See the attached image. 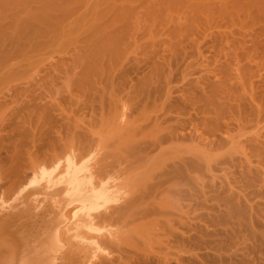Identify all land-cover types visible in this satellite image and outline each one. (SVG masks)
I'll list each match as a JSON object with an SVG mask.
<instances>
[{"label": "rangeland", "instance_id": "rangeland-1", "mask_svg": "<svg viewBox=\"0 0 264 264\" xmlns=\"http://www.w3.org/2000/svg\"><path fill=\"white\" fill-rule=\"evenodd\" d=\"M263 1L0 0V219L10 216L9 219L11 221L19 224L23 223L22 227L31 232L29 236H26V238L29 237V240L25 242V246L31 245L35 241H40L39 239L43 235V232L47 229L54 233V239H56L57 226L54 223L58 217L63 216L60 208L62 207V202L56 194L58 193L57 190L63 191L66 196L77 197L86 188L87 184L93 181L95 189L93 195L85 202H67L66 209L75 207V210L66 220L61 218L64 220V223L59 225L63 229L67 228L66 234L71 239V247L67 251L64 264H87V262L90 264H241L244 258L242 259L240 253H235L232 250L235 248H232L234 244L232 246L229 244L231 241L223 232L219 234L222 236V239L221 237L219 239L223 243L216 238L219 235L217 236L212 233L211 230L214 225L211 222L214 221L213 224L216 225L217 221L214 220L215 213L218 210L222 213L224 212L222 207L224 203L219 204V202L221 201L220 198H222L220 194L225 198L226 192L223 189L221 190V186L226 184L224 183L225 178L233 179L231 178V174L233 177L242 174L240 167L243 164H246L247 167L249 166L246 159L248 157L246 156L248 155L247 151L251 152L249 153V155H252L249 156L251 160L255 158L253 156L255 154H252L254 149H251L254 144H252L253 142L248 143L251 139L248 135L253 140V136L259 130L260 132H258L263 135L260 134V137L257 134L258 138H260L257 140H261L264 136V132H262L264 131ZM108 35L109 37H107ZM130 36L135 40L133 41ZM58 39L59 41H56ZM97 43L99 46L96 45ZM95 45L96 47L98 46L97 48L100 47L99 51H97L98 49L95 50ZM58 49L60 50L58 51ZM91 49L93 50L91 51ZM103 51H106V53ZM72 52L78 53L77 56L76 53ZM78 56L83 57H80V61L82 59L81 62L77 58ZM116 58L122 61L115 60ZM88 59L90 60L87 61ZM93 61L96 62L93 63ZM115 61L121 64L113 67L116 63ZM74 62L76 66H73L75 65ZM98 62L105 63L102 64L103 66L100 64L102 67L106 66L103 68L105 70H108V67L112 66L114 70L118 68L116 70L117 73L125 72V75L129 78L133 77L131 79H133L132 81L134 82L132 83L135 85L133 94L132 92L125 93L124 91L122 93L121 91L114 92L116 97L113 96L115 99L117 95L121 98H117L119 101H122V103L119 102V107L126 116L123 115V118L125 117L124 120L130 124L128 125L126 121H123L124 127L113 125L115 126L113 128L110 125L111 127H108V130H103L106 141L112 142V144L105 142V144H102L105 146L101 145L102 148L99 147L101 151L104 148L102 151L105 152L104 154H106V151L108 154H116L118 150L120 152L118 151L116 155L122 154L123 148L127 144L126 138L132 139L130 141L126 139L128 143L132 144L136 138V142H142L146 138V140L150 139L151 135H155V133H166L167 130H172V132L174 131L178 134L177 138H173L175 140H172L171 143H168V140L163 142L164 145H162L164 147L170 145L165 148L163 147L160 154L158 153L159 155H152L153 157L145 161L146 164L143 162L145 166L143 165L144 167H142V173L140 171L139 173L133 172L134 169L130 170V168L134 167L133 165L132 167L129 166V169L115 171L117 173L110 171L108 174H90V171L86 168L81 174H62L68 163L73 159L68 151L69 148L66 149V152L63 151V154L61 152L58 156L52 157L53 160L44 156L43 148L47 145L44 136H46L45 134L48 131L47 128L51 126V123H48V119L51 121L52 116L50 115L55 116L61 110V113L64 110L66 111H64V114L70 112L69 115L73 111L75 115L77 113L79 117H73V113L70 116L67 115L72 118L73 123H76V119L79 123L82 121L80 126L83 123L84 125H91L96 121V128H99L98 130L101 131L102 127L99 125V117H95L99 109L90 103L93 88L91 85L93 84L88 82L89 78L93 80L91 77L96 76V74L92 75L93 71L99 68H95L93 65L98 66ZM153 63H158V66ZM87 64H89L90 69L91 66L94 67L93 71L91 69L92 73L90 75L88 72V76H92L88 77L86 81L83 80L84 82H81L80 76L82 75V71L80 72V70H84L83 68L87 67ZM106 64L112 65L107 66ZM175 65L178 66L176 67ZM67 69L68 71L70 70L68 74ZM76 73L78 76L75 75ZM79 73L81 74L80 76ZM151 75L153 78L149 77ZM55 76L61 78L57 80ZM73 76L76 78L74 79ZM156 77L158 78V83L155 81L157 84L153 83ZM161 77L164 79H161ZM76 79L78 80L76 81ZM140 79L142 82H140ZM142 83L144 84L142 85ZM88 85L91 87V90H88L90 88ZM153 87L156 89L154 93L156 95L148 97V90ZM139 93H142L144 96L139 95ZM124 96H126L125 99ZM141 96L145 101L142 100ZM145 96L150 99H145ZM156 96L158 97L153 99ZM76 97L78 100H76ZM159 98H163L161 99L163 103H161ZM157 99L160 101V104ZM149 100L150 102L154 100V103L157 101L158 103L156 104L158 105L156 107L158 108H153L156 104L154 105L152 102L151 104L150 102L148 104L144 103H147ZM85 101L87 102L84 103ZM47 102L49 103L47 104ZM183 102H186V104L184 105ZM75 103L77 106H75ZM59 104L61 105L59 106ZM251 104L252 106L256 104L258 107L255 109L250 106ZM87 105L92 106L90 107L93 109L95 116L90 112V108ZM52 106L53 108L56 106L55 110ZM168 106L169 108H167ZM249 106L250 108H248ZM170 108L172 109L169 110ZM161 109H168L170 111L168 113H171L169 119L167 114V120L165 119L160 124L162 126L159 125L160 127L157 126V129L152 130L153 125L150 119L154 116V113H160ZM151 111L152 113H150ZM178 112L177 118L174 119ZM181 112L183 115H181ZM200 113L203 115L201 116ZM249 113L256 115L253 116ZM48 115L51 118H48ZM171 115H174V118ZM253 117H257V123ZM92 118L94 123H91ZM87 119L89 120V124ZM170 120L171 124L168 123ZM165 121L168 124H164ZM125 123L127 124L126 126ZM177 123L182 125H178ZM146 124L151 127L148 128ZM172 125L176 126L173 128ZM123 128L126 131L129 130L130 132H128L132 136L128 135V132L124 130V134L127 136L125 137L123 133L122 135ZM150 128L152 133H150L151 130L147 131ZM182 128L183 132L181 131ZM142 129L146 130L142 131ZM107 131V136L110 134L111 136H106ZM221 131L226 137L225 141H217L214 138ZM113 133H117L118 136H113ZM119 135L124 136L125 139L122 136L119 138ZM112 136L115 138L117 136V138H113L112 141ZM179 136L181 138L184 137L181 139ZM236 136L238 137L236 138ZM32 137L36 141H33ZM118 138L121 142H115ZM227 138L231 139L227 140ZM209 139L210 141H208ZM212 139L215 141L212 142ZM232 139L233 142H231ZM245 140L246 142H244ZM113 142H115L114 145ZM240 147H242L243 150L241 151L243 153L246 152L243 155L246 157L245 159L241 156L243 153H240ZM253 148H257V146ZM260 149L256 153L258 157L255 155L257 158L260 157L258 160L261 159L259 153L261 154L263 151V148L262 151ZM100 150L99 152L103 154ZM112 150L113 153H111ZM76 160L78 161V159ZM262 160L259 161L260 165L264 163ZM184 161H187L186 165L191 169H188L190 171L189 174H165V169L173 167V165L179 168L183 166L184 170ZM253 165L254 163L250 167L254 168L257 166ZM260 165L258 164V166ZM243 167L247 172V167L246 169L245 166ZM144 170L145 173H143ZM192 175L194 178H192ZM219 179L222 181V184L218 182ZM194 180L195 182H193ZM221 191L225 194L223 195ZM116 198H120L122 204L114 211L113 217L100 218L96 216V213L102 209V207L94 208L96 202L101 201L104 203L107 201L112 203ZM224 198L222 199L224 200ZM209 204H213V207ZM20 205L29 207L32 212L31 219H26L25 221L24 218L26 216L20 215V213L22 214L19 210ZM217 205L220 206V209H216ZM200 207L202 208L200 209ZM209 207L210 209L213 208L211 209L212 211H210ZM206 208L208 209L206 210ZM202 210L204 212L206 210L207 213H202ZM196 218L198 221L194 220ZM201 218L204 221L208 220L206 224H209L210 230L206 232L202 240L199 239L200 242L198 241V243L196 233H192L191 228H188L193 226V222L206 225ZM220 220H222L219 222L220 226L214 227L219 228V230L220 227L223 228L225 226L223 224L224 219L221 218ZM181 233L190 234L192 240L180 238ZM211 238L218 241L214 242L215 240ZM14 240H11V242L13 241L17 246L10 243L12 244L10 245V254L12 257L16 253L18 256L15 255L19 260L20 252L17 250L19 249V245L15 238ZM62 243L67 245L64 233L62 234ZM13 247L18 248L15 250ZM22 253L28 254V250L25 248ZM12 258L11 264H18L17 258ZM256 260L251 257L247 259L246 257L244 261L247 262L244 263L243 261V264H258V260Z\"/></svg>", "mask_w": 264, "mask_h": 264}, {"label": "bare ground", "instance_id": "bare-ground-1", "mask_svg": "<svg viewBox=\"0 0 264 264\" xmlns=\"http://www.w3.org/2000/svg\"><path fill=\"white\" fill-rule=\"evenodd\" d=\"M264 2V1H263ZM262 3V2H261ZM259 4V3H258ZM138 19V18H137ZM105 25H107V24H105ZM47 27H49V26H47ZM105 27V26H104ZM111 27V26H110ZM46 28V27H45ZM101 28V27H100ZM52 29H54V28H52ZM107 29V28H106ZM47 30V29H46ZM45 30V31H46ZM102 30V29H101ZM52 31V30H51ZM55 31V30H54ZM97 31H99V30H97ZM105 31V30H104ZM120 31V30H119ZM59 32V31H58ZM92 32V31H91ZM113 32V31H112ZM51 33V32H50ZM94 33V32H93ZM115 33V32H114ZM117 33V32H116ZM42 34V33H41ZM68 34V33H67ZM100 34H101V32H100ZM63 35V34H62ZM93 35V34H92ZM91 35V36H92ZM103 35V34H102ZM130 35V34H129ZM56 36V35H55ZM68 36V35H67ZM115 36V35H114ZM118 36V35H117ZM70 37V36H69ZM93 38H94V36H92ZM97 37V36H96ZM107 37H109V35L107 36ZM119 37V36H118ZM48 38H50V37H48ZM58 38V37H57ZM68 38V37H67ZM67 38H65V39H67ZM73 38V37H72ZM74 38H76V37H74ZM84 38V37H83ZM87 38V37H86ZM85 38V39H86ZM93 38H90V39H93ZM106 38V37H105ZM130 38H132L131 36H130ZM78 39V38H77ZM108 39V38H107ZM114 39V38H113ZM74 40V39H73ZM100 40V39H99ZM132 40H133V38H132ZM135 40V39H134ZM133 40V41H134ZM136 40H137V38H136ZM42 41V40H41ZM56 41H59V39L58 40H56ZM67 41H68V39H67ZM79 41V40H78ZM78 41H77V43H78ZM84 41V40H83ZM91 41V40H90ZM104 41V40H103ZM113 41V40H112ZM111 41V42H112ZM132 41V42H133ZM72 42V41H71ZM82 42V41H81ZM110 42V41H109ZM46 43V42H45ZM49 43V42H48ZM54 43V42H53ZM88 43V42H87ZM106 43V42H105ZM131 43V42H130ZM134 43V42H133ZM89 44V43H88ZM124 44V43H123ZM42 45V44H41ZM51 45V44H50ZM56 45V44H55ZM58 45V44H57ZM59 45H60V43H59ZM67 45H68V43H67ZM72 45V44H71ZM79 45V44H78ZM82 45V44H81ZM86 45V44H85ZM91 45V44H90ZM96 45H98L99 46V44L97 43ZM96 45H95V50L96 49H98L97 51H99V48H97L96 47ZM158 45H160V44H158ZM74 46V45H73ZM107 46H108V44H107ZM126 46V45H125ZM133 46V45H132ZM146 46V45H145ZM41 47V46H40ZM51 47V46H50ZM55 47V46H54ZM68 47V46H67ZM67 47H66V49H67ZM74 47H77V46H74ZM83 47V46H82ZM140 47V46H139ZM164 47H165V45H164ZM164 47H162V48H164ZM169 47V46H168ZM49 48V47H48ZM53 48V47H52ZM72 48V47H71ZM104 48V47H103ZM46 49V48H45ZM44 49V50H45ZM80 49V48H79ZM79 49H78V51H79ZM105 49V48H104ZM114 49V48H113ZM126 49V48H125ZM149 49H151V48H149ZM170 49V48H169ZM52 50V49H51ZM50 50V51H51ZM57 50V49H56ZM60 49H58V51H59ZM76 50V49H75ZM90 50V49H89ZM93 49H91V51H92ZM103 50V49H102ZM112 50V49H111ZM118 50V49H117ZM116 50V51H117ZM49 51V50H48ZM48 51H47V53H48ZM63 51V50H62ZM70 51V50H69ZM78 51H76V52H78ZM127 51V50H126ZM165 51V50H164ZM168 51V50H167ZM57 52V51H56ZM71 52V51H70ZM76 52H72V53H76ZM86 52V51H85ZM103 52H105L106 53V51H103ZM108 52V51H107ZM112 52V51H111ZM143 52V51H142ZM141 52V53H142ZM151 52V51H150ZM156 52V51H155ZM172 52V51H171ZM53 53V52H52ZM51 53V54H52ZM62 53V52H61ZM60 53V54H61ZM69 53V52H68ZM83 53V52H82ZM91 53V52H90ZM93 53H96V52H93ZM109 53V52H108ZM107 53V54H108ZM116 53V52H115ZM128 53V52H127ZM137 53V52H136ZM160 53V52H159ZM41 54V53H40ZM59 54V55H60ZM77 54L78 53H76V56H77ZM80 54V53H79ZM85 54V53H84ZM88 54H89V52H88ZM87 54V55H88ZM102 54V53H101ZM112 54V53H111ZM140 54V53H139ZM147 54V53H146ZM158 54V53H157ZM156 54V55H157ZM161 54V53H160ZM168 54V53H167ZM183 54V53H182ZM42 55V54H41ZM62 55V54H61ZM114 55V54H113ZM118 55H119V53H118ZM138 55V54H137ZM184 55V54H183ZM69 56V55H68ZM72 56V55H71ZM81 56H83V55H81ZM81 56H78L77 58H79V61H80V57ZM90 56H92V55H90ZM95 56H97V55H95ZM101 56V55H100ZM104 56V55H103ZM111 57H112V55H110ZM119 56H121V54L119 55ZM123 56V55H122ZM141 56V55H140ZM167 56V55H166ZM180 56V55H179ZM182 56V55H181ZM73 57H74V55H73ZM183 57V56H182ZM69 58H70V56H69ZM75 58V57H74ZM73 58V59H74ZM76 58V59H77ZM81 58H83V57H81ZM87 58V57H86ZM90 58V57H89ZM98 58V57H97ZM96 58V59H97ZM101 58V57H100ZM162 58H164V57H162ZM64 59V58H63ZM92 59V58H91ZM132 60H133V58H131ZM135 59V58H134ZM155 59V58H154ZM167 59V58H166ZM65 60V59H64ZM71 60V59H70ZM75 60V59H74ZM85 60V59H84ZM90 59H88L87 61H89ZM115 60H118L117 58L115 59ZM125 60V59H124ZM165 60V59H164ZM56 61V60H55ZM60 61V60H59ZM73 61V60H72ZM77 61V60H76ZM78 61V62H79ZM81 61H82V59H81ZM80 61V62H81ZM98 61H101V60H98ZM108 61V60H107ZM118 61H120V60H118ZM122 61V60H121ZM120 61V62H121ZM153 61V60H152ZM156 61V60H155ZM158 61H160V60H158ZM162 61V60H161ZM185 61V60H184ZM71 62V61H70ZM79 62V63H80ZM92 62V61H91ZM96 62V61H95ZM94 61H93V63H95ZM116 62V61H115ZM124 62V61H123ZM145 62V61H144ZM168 62V61H167ZM62 63V62H61ZM75 63V62H74ZM90 63V62H89ZM112 63V62H111ZM126 63V62H125ZM128 63V62H127ZM150 63H152V62H150ZM81 64V63H80ZM99 64V65H98ZM102 64H105V63H101V62H98L97 63V65L98 66H95V65H93L95 68H99V69H96L95 71H97L96 73H95V71H93V66H91V69H92V71L94 72L92 75H94V74H96V78L93 76V77H91V76H88V72H89V75H90V73H92V71H91V69H90V66H88L89 64H87L86 66L87 67H84L83 69L84 70H80V72L82 71V75L79 73V76L81 77H78V78H80V81L82 82L83 80H87L88 79V77H91V78H93V80H91L90 78H89V80H88V82L89 83H91V84H93V85H91V86H93V88H92V97H91V105L93 106V105H95L96 106V108L97 109H99L98 110V114H96V116L94 115V111H93V109L90 107V106H88V108H90V112L91 113H93V115L95 116V117H99L98 118V121H99V125L102 127V129H101V131L100 130H98L99 128H96V125H95V123H96V121H95V123H94V121H93V118L91 119V123H94V124H91V125H84V123H83V125H81L80 126V123L82 124V121H80V123H79V121H77V119L75 120L76 121V123H73V121H72V118H70L69 116L74 112H72V110H71V114L69 115V113L70 112H68V113H66V114H64V111H63V113H61L62 112V110L60 111V112H58V113H56L55 114V116L54 115H50L51 114V111H50V116H52V120L51 121H49V119H48V123L50 124L51 123V126H50V128H47V132H46V136H44L46 139V144L48 145V147H44L43 149H44V156L45 157H49L50 158V160L52 159L53 160V158L55 157V156H58L59 154H61V152H62V154H63V151L64 152H66V149H68V151L70 152V154H71V156L73 157V159L68 163V165L66 166V168L64 169V172L62 173V174H81L82 173V171L83 170H85L86 168H88L87 170H89L90 171V174H108L110 171H118V170H126L127 168L129 169V166L130 167H132L133 165H134V167L133 168H130V170H132V169H134V171L133 172H138L139 173V171L142 173V167H144L145 166V164H146V162L145 161H147L150 157H153V156H157V155H159L160 154V151H162L163 150V142L165 141V140H168V143L170 142L171 143V141L173 140V138H177V133H175L174 131L172 132V130L170 131V130H167V132L166 133H159L157 130H155V131H157L159 134H157V133H155V135H151V134H149V135H151V138L149 139L148 138V140H143L142 142H136V140H137V138H136V140H135V142H134V140H133V142L134 143H132V144H130V143H128L127 142V140L128 141H130V140H132V139H130L129 140V138H124V136L126 137L127 135L126 134H124V131L125 132H128V131H126V129L124 130V128L122 129V131L123 132H121V134L123 133L124 134V136H122V135H119V138H120V136H122L124 139H125V141H126V143H125V141H124V143L126 144V146H124V148H123V153L122 154H120V153H118V154H120V155H116L117 154V152L119 151L120 152V150H118L117 152H116V154H114L113 153V150L114 151H116L115 149H113L112 151H111V153H113V154H108L107 153V151H106V154H104L105 152H102L103 151V149H102V151L99 149V147H101L102 148V146H105V145H102L103 143L105 144V142H107L106 141V139L104 138V131L103 130H108L109 128L108 127H111V126H113V125H115V126H117V127H120V126H122V127H124V123H123V121H126V120H124V118L126 117L125 116V114H124V112H123V110H121L120 109V107H119V105H120V103L119 102H121L122 103V101H119L118 99L120 98V97H118V95H117V98L115 99V94H114V92H117V91H121V93L124 91L125 93H129V92H132V94H133V91L135 90V85H134V83H132V82H134V81H132L133 79H131V78H133V77H131V78H129L128 76H126L125 75V72H121V73H117L116 72V70L118 69H116V70H114L113 69V67L114 66H117V64H121V63H119V62H116L114 65H113V67L111 66V67H108V70H105V69H103V68H105V67H102L101 65ZM123 64V63H122ZM129 64V63H128ZM143 64V63H142ZM153 64H156V63H153ZM158 64V63H157ZM156 64V65H157ZM161 64V63H160ZM165 64V63H164ZM169 64V63H168ZM178 64V63H177ZM181 64V63H180ZM58 65V64H57ZM60 65V64H59ZM70 65V64H69ZM107 66H110V65H112V64H106ZM125 65V64H124ZM54 66V65H53ZM62 66H63V64H62ZM73 66H76V63H75V65H73ZM85 66V65H84ZM158 66V65H157ZM176 66V65H175ZM178 66V65H177ZM176 66V67H177ZM180 66V65H179ZM71 67H72V64H71ZM79 67V66H78ZM83 67V66H82ZM160 67V66H159ZM165 67V66H164ZM46 68V67H45ZM62 68H64V67H62ZM90 70H89V69ZM116 68V67H115ZM121 68V67H120ZM173 68V67H172ZM51 69V68H50ZM55 69V68H54ZM65 69V68H64ZM68 69H71V68H68ZM68 69H67V74H68V72L70 71H68ZM80 69V68H79ZM107 69V68H106ZM138 69V68H137ZM155 69V68H154ZM183 69V68H182ZM48 70V69H47ZM62 70V69H61ZM60 70V71H61ZM78 70V69H77ZM89 70V71H88ZM125 70H127V69H125ZM134 70V69H133ZM140 70V69H139ZM160 70V69H159ZM129 71H130V69H129ZM135 71V70H134ZM155 71H156V69H155ZM171 71V70H170ZM56 72V71H55ZM65 72V71H64ZM72 72H73V68H72ZM99 72V73H98ZM132 72V71H131ZM168 72V71H167ZM172 72H174V71H172ZM49 73V72H48ZM66 73V72H65ZM143 73V72H142ZM155 73V72H154ZM175 73V72H174ZM60 74V73H59ZM58 74V75H59ZM64 74V73H63ZM74 74V73H73ZM99 74V75H98ZM139 74V73H138ZM158 74V73H157ZM156 74V75H157ZM170 74V73H169ZM61 75H62V73H61ZM66 75V74H65ZM70 75V74H69ZM68 75V76H69ZM75 75H77V73L75 74ZM74 75V76H75ZM141 75V74H140ZM148 75H150V74H148ZM153 75V74H152ZM149 76L150 78L152 77L153 78V76ZM165 75V74H164ZM63 76V75H62ZM67 76V75H66ZM73 76V77H74ZM78 76V75H77ZM133 76V75H132ZM163 76V75H162ZM64 77V76H63ZM71 77H72V75H71ZM135 77V76H134ZM138 77V76H137ZM157 77H159V76H157ZM156 77V79H154V82L153 83H155V81H157V78ZM55 78L58 80V79H60L61 77H59V78H57L56 76H55ZM67 78V77H66ZM65 78V79H66ZM76 77H74V79H75ZM136 78V77H135ZM47 79H48V77H47ZM63 79V78H62ZM61 79V80H62ZM70 79V78H69ZM73 78H72V80H74ZM139 79V78H138ZM142 79V78H141ZM141 79H140V82H142L141 81ZM161 79H164V78H162L161 77ZM51 80V79H50ZM71 80V79H70ZM69 80V81H70ZM78 79H76V81H77ZM91 80V81H90ZM146 81V80H145ZM144 81V82H145ZM164 81V80H163ZM74 82V81H73ZM84 82V81H83ZM87 82V83H88ZM151 82V81H150ZM165 82H166V80H165ZM53 83H55V82H53ZM68 83V82H67ZM70 83V82H69ZM86 83V84H87ZM136 83V82H135ZM157 83H158V81H157ZM157 83H155V84H157ZM164 83V82H163ZM170 83V82H169ZM171 83H172V81H171ZM65 84V83H64ZM63 84V85H64ZM144 83H142V85H143ZM145 84H146V82H145ZM151 84V83H150ZM69 85V84H68ZM81 85H82V83H81ZM84 85V84H83ZM90 85V84H89ZM88 85V86H89ZM134 85V87H132ZM140 85V84H139ZM163 85V84H162ZM168 84L166 83V86H167ZM172 85V84H171ZM73 86V85H72ZM164 86H165V83H164ZM163 86V87H164ZM68 87V86H67ZM79 87V86H78ZM77 87V88H78ZM81 87V86H80ZM84 87V86H83ZM90 87V86H89ZM142 87V86H141ZM144 87H145V85H144ZM169 87H170V85H169ZM200 87V86H199ZM49 88V87H48ZM64 88V87H63ZM62 88V89H63ZM70 88V87H69ZM82 88V87H81ZM132 88H134V89H132ZM148 88V87H147ZM147 88H145L146 90H148ZM167 88H168V86H167ZM166 88V89H167ZM52 89H53V87H52ZM51 89V90H52ZM60 89V88H59ZM61 89V90H62ZM85 89V88H84ZM91 90V87L90 88H88V90ZM143 89V88H142ZM169 89V88H168ZM49 90V89H48ZM51 90H50V92H51ZM69 90V89H68ZM79 90H81V89H79ZM83 90V89H82ZM45 91V90H44ZM55 91V90H54ZM74 91V90H73ZM77 91V90H76ZM189 91V90H188ZM193 91V90H192ZM62 92V91H61ZM60 92V93H61ZM65 92V91H64ZM67 92V91H66ZM78 92V91H77ZM141 92V91H140ZM143 92H145V91H143ZM156 92V89L153 87V88H149V90H148V93H147V95H148V97H151V96H155L154 95V93ZM166 92H167V90H166ZM73 93V92H72ZM82 93V92H81ZM120 93V92H119ZM168 93V92H167ZM54 94V93H53ZM56 94H57V92H56ZM62 94H63V92H62ZM117 94V93H116ZM137 94V93H136ZM169 94V93H168ZM60 95V94H59ZM78 95V94H77ZM115 97H114V96ZM119 95H121V94H119ZM139 95H142V96H144L142 93H139ZM170 95V94H169ZM168 95V96H169ZM54 96H55V94H54ZM58 96V95H57ZM67 96V95H66ZM70 96V95H69ZM76 96V95H75ZM79 96V95H78ZM83 96H85V95H83ZM121 96H123V95H121ZM129 96V95H128ZM135 96V95H134ZM138 96V95H137ZM141 96V98H142V100L143 101H145L144 99H143V97ZM173 96V95H172ZM43 97V96H42ZM48 97V96H47ZM64 97V96H63ZM125 97L126 96H124V99H125ZM130 97H132V96H130ZM146 97V96H145ZM148 97H146L145 99H147ZM158 96H156V97H153V99H155V98H157ZM195 97V96H194ZM57 98V97H56ZM59 98V97H58ZM77 98V97H76ZM75 98V99H76ZM82 98V97H81ZM137 98V97H136ZM169 98V97H168ZM188 98H190V97H188ZM199 98V97H198ZM201 98V97H200ZM53 99H54V97H53ZM52 99V100H53ZM64 99V98H63ZM68 99H70V98H68ZM74 99V100H75ZM80 99V98H79ZM87 99V98H86ZM85 99V100H86ZM121 99V98H120ZM140 99V98H139ZM148 99H150V98H148ZM160 99V101H161V99H163V98H159ZM55 100V99H54ZM71 100V99H70ZM73 100V99H72ZM76 100H78V98L76 99ZM80 100H82V99H80ZM88 100V99H87ZM141 100V101H142ZM158 100V99H157ZM192 100V99H191ZM251 100V99H250ZM49 101V100H48ZM64 101V100H63ZM84 101V100H83ZM130 101V100H129ZM160 101L158 100V102H159V104H160ZM163 101H166V100H163ZM184 101H185V99H184ZM249 101V100H248ZM51 102V101H50ZM56 102H58V101H56ZM69 102V101H68ZM87 101H85L84 103H86ZM89 102V101H88ZM134 102V101H133ZM150 102V100L146 103V102H144L145 104H148ZM152 103H154V100H152L151 101ZM151 102H150V104H151ZM157 101H155V103H154V105L156 104V103H158ZM188 102H189V100H188ZM39 103H41V102H39ZM44 103V102H43ZM49 102H47V104H48ZM52 103V102H51ZM72 103H73V101H72ZM77 103V102H76ZM75 103V104H76ZM82 103V102H81ZM80 103V104H81ZM119 103V104H118ZM161 103H163L162 101H161ZM184 103V105L186 104V102H183ZM192 103V102H191ZM251 103V102H250ZM54 104V103H53ZM78 104V103H77ZM77 104L75 105V106H77ZM131 104H132V102H131ZM144 104V105H145ZM165 104V103H164ZM163 104V105H164ZM190 104V103H189ZM61 104H59V106H60ZM65 105V104H64ZM82 105H84V104H82ZM81 105V106H82ZM125 105H126V103H125ZM130 105V104H129ZM153 105V106H154ZM158 104H156L153 108H158V107H156ZM162 105V104H161ZM170 105V104H169ZM187 105H188V103H187ZM249 105V104H248ZM255 106H256V104H254ZM57 106V105H56ZM55 106V107H56ZM59 106H58V109H59ZM79 106V105H78ZM164 106H166V105H164ZM251 107H254L255 109L258 107V105L255 107V106H252V104L250 105ZM250 106L248 107V108H250ZM54 107V108H55ZM66 107V106H65ZM71 107V106H70ZM146 107V106H145ZM172 107V106H171ZM193 107V106H192ZM242 107H244V106H242ZM260 107V106H259ZM46 108V107H45ZM44 108V109H45ZM49 108V107H48ZM52 108H53V106H52ZM53 108V109H54ZM62 108V107H61ZM60 108V109H61ZM84 108V107H83ZM82 108V109H83ZM131 108V107H130ZM167 108H169V106L167 107ZM173 108V107H172ZM172 108H170L169 110H171ZM174 108H175V106H174ZM181 108V107H180ZM183 108V107H182ZM254 108H253V110H254ZM65 109V108H64ZM71 109H73V108H71ZM75 109V108H74ZM77 109V108H76ZM85 109V108H84ZM91 109H92V111H91ZM123 109V108H122ZM125 109V108H124ZM136 109V108H135ZM134 109V110H135ZM150 109H152V108H150ZM184 109V108H183ZM192 109V108H191ZM203 109V108H202ZM252 109V108H251ZM250 109V110H251ZM55 110V109H54ZM57 110V109H56ZM68 110V109H67ZM81 110V109H80ZM79 110V111H80ZM138 110V109H137ZM147 110V109H146ZM159 110H160V108H159ZM158 110V111H159ZM162 110V109H161ZM175 110V109H174ZM176 110H177V108H176ZM181 110V109H180ZM190 110V109H189ZM58 111V110H57ZM197 111V110H196ZM37 112V111H36ZM42 112V111H41ZM66 112V111H65ZM81 112V111H80ZM79 112V113H80ZM87 112V111H86ZM89 112V111H88ZM97 112V111H96ZM95 112V113H96ZM100 112V113H99ZM135 112V111H134ZM149 112V111H148ZM170 111H168V109H163L160 113L159 112H156L157 114H155L154 113V116L152 117V115H151V119H150V121H151V123H152V125H153V127H155V128H153L152 127V130L153 129H157V126H159L166 118H167V114L169 113ZM172 112V111H171ZM188 112V111H187ZM256 112H257V110H256ZM32 113V112H31ZM150 113H152V111L150 112ZM159 113V114H158ZM182 113V112H181ZM194 113V112H193ZM214 113V112H213ZM216 113V112H215ZM253 113H255V111H253ZM259 114H260V112H258ZM38 114V113H37ZM41 114H43V113H41ZM54 114V113H53ZM64 114V115H63ZM69 116H68V115ZM171 114V113H170ZM170 114H168V119H169V116H170ZM174 114V113H173ZM178 114H179V112L177 113V115H176V117L174 118V115H171V116H173L172 118H174V119H176L177 118V116H178ZM191 114V113H190ZM219 114V113H218ZM250 114V113H249ZM49 115L47 116L48 118H51V117H49ZM73 117H79L78 115H77V113H76V115H75V113H73ZM82 115V114H81ZM92 115V116H93ZM97 115H99V116H97ZM123 115L125 116L124 118H123ZM128 115V114H127ZM181 115H183V113L181 114ZM186 115V114H185ZM200 115H201V113H200ZM203 115V114H202ZM201 115V116H202ZM250 115H253V114H250ZM254 115H256V114H254ZM253 115V116H254ZM87 116H88V113H87ZM91 116V115H90ZM180 116V115H179ZM209 116V115H208ZM213 116H214V114H213ZM240 116H242V115H240ZM246 116V115H245ZM244 116V117H245ZM81 117V116H80ZM83 117V116H82ZM195 117V116H194ZM194 117H192V118H194ZM87 118V117H86ZM85 118V119H86ZM90 118V117H89ZM88 118V119H89ZM137 118V117H136ZM135 118V119H136ZM191 118V119H192ZM200 118V117H199ZM216 118H217V116H216ZM246 118H248L247 116H246ZM249 118H250V116H249ZM252 118V117H251ZM255 120H256V118L255 117H253ZM87 119V121H88V124H89V120ZM128 119V118H127ZM142 119V118H141ZM170 119H171V117H170ZM174 119H173V121H174ZM182 119V118H181ZM195 119V118H194ZM201 119H202V117H201ZM208 119V118H207ZM253 119V120H254ZM261 119V118H260ZM167 120V119H166ZM180 120V119H179ZM179 120H177V121H179ZM204 120V119H203ZM202 120V121H203ZM209 120V119H208ZM212 120V119H211ZM210 120V121H211ZM216 120V119H215ZM259 120V119H258ZM173 121H172V123H173ZM181 121V120H180ZM179 121V122H180ZM183 121H184V119H183ZM189 121V120H188ZM213 121V120H212ZM239 121H241L240 119H239ZM239 121H238V123H239ZM247 121H249V120H247ZM167 121H165V123L164 124H168V123H170L171 124V120L170 121H168V123H166ZM46 123H47V121H46ZM45 123V124H46ZM79 125H78V124ZM126 123H127V121H126ZM125 123V126L128 124H130V123H127L126 124ZM133 123H134V121H133ZM175 123H176V120H175ZM186 123H187V121H186ZM192 123H193V120H192ZM203 123H204V121H203ZM205 123H206V121H205ZM214 123H216V121H214ZM243 123H244V121H243ZM249 123H250V121H249ZM254 123H255V121H254ZM256 123H257V120H256ZM260 123H261V121H260ZM97 124V123H96ZM123 124V125H122ZM148 124L150 125V123H149V121H148ZM178 124V123H177ZM201 124V123H200ZM242 124V123H241ZM111 125V126H110ZM142 125V124H141ZM147 125V124H146ZM149 125H147L148 126V128L149 127H151V126H149ZM178 125H182V124H178ZM188 125V124H187ZM238 125V124H237ZM259 125V124H258ZM46 126V125H45ZM107 126V127H106ZM115 126H113V128L115 127ZM160 126H162V125H160ZM159 126V127H160ZM173 126V125H172ZM174 126H176V125H174ZM174 126H173V128H174ZM256 126H257V124H256ZM98 127V126H97ZM219 127V126H218ZM96 128V129H95ZM130 128H131V126H130ZM141 128V127H140ZM143 128V127H142ZM147 128V129H148ZM176 128V127H175ZM207 128V127H206ZM117 129V128H116ZM161 129H163V128H161ZM161 129H158V130H160V131H162ZM186 129V128H185ZM184 129V130H185ZM228 129V128H227ZM230 129V128H229ZM238 129V128H237ZM112 130V129H111ZM146 129H142V131H145ZM151 130V128L149 129V130H147V131H150ZM152 130L150 131V133H152ZM174 130V129H173ZM176 130H178V129H176ZM183 130V128L181 129V131ZM113 131V130H112ZM111 131V132H112ZM135 131V130H134ZM137 131V130H136ZM154 131V132H155ZM179 131H180V129H179ZM210 131H212V130H210ZM255 131V130H254ZM259 131V130H258ZM258 131H256L257 133H256V135L255 136H253L254 138H253V140H252V137H250V135H248L249 136V138H251L249 141H248V143L249 142H253L252 144H254V146L253 147H255V146H257V148H251L252 150L254 149V151H255V149H257L256 150V152H254V151H252L253 153L252 154H255L256 155V153H258L259 151H258V149H260L261 151H262V148H263V151L261 152V154L259 153V156L261 155V159L260 160H262V159H264V136L261 138V140H257V139H260V138H258L259 136L261 137V135H263V134H261V133H259ZM130 132V131H129ZM128 132V135L130 134ZM132 132V131H131ZM177 132V131H176ZM183 132V131H182ZM192 132V131H191ZM262 132H264V131H262ZM115 133V132H114ZM113 133V136L114 135H117V133L116 134H114ZM134 134H135V132H133ZM180 133V132H179ZM189 133V132H188ZM209 133V132H208ZM212 133H213V131H212ZM225 133V132H224ZM252 133H254V132H252ZM41 134V133H40ZM107 134H108V131H107V133H106V136H107ZM141 134V133H140ZM147 134V133H146ZM145 134V135H146ZM195 134V133H194ZM198 134V133H197ZM215 134H216V132H215ZM248 134H249V131H248ZM251 134V133H250ZM259 136H258V135ZM261 134V135H260ZM131 135V134H130ZM136 135H137V133H136ZM145 135H143V136H145ZM218 135V136H217ZM109 136H111V134L109 135ZM109 136H107V137H109ZM112 136V141H113V138L114 139H116L117 138V136H116V138L115 137H113ZM132 136V135H131ZM130 136V137H131ZM139 136V135H138ZM137 136V137H138ZM142 136V135H141ZM182 136V135H181ZM181 136H179L180 138H181ZM185 137H186V135H184ZM183 136V137H184ZM212 136V135H211ZM215 136V135H214ZM213 136V137H214ZM227 136V135H226ZM228 136H230V135H228ZM243 136V135H242ZM246 136V135H245ZM247 136V137H248ZM256 136H257V138H256ZM43 137V138H44ZM129 137V136H128ZM148 137V136H147ZM150 137V136H149ZM182 137V138H183ZM194 137V136H193ZM238 136H236V138H237ZM118 138V139H119ZM139 138V137H138ZM181 138V139H182ZM214 138H216V140L217 141H225L224 139H226V137L224 136V134H223V132L221 131V132H218V134H216V136L214 137ZM248 138V139H249ZM34 139V137H32V140ZM36 139V138H35ZM39 139V138H38ZM115 140V142L117 141V142H121V140L119 139V140ZM142 139H144V138H142ZM185 139V138H184ZM193 139H195V138H193ZM205 139V138H204ZM229 138H227V140H228ZM231 139V138H230ZM229 139V140H230ZM110 140V139H109ZM170 140V141H169ZM175 140V139H174ZM173 140V141H174ZM199 140V139H198ZM202 140V139H201ZM252 140V141H251ZM33 141H36V140H33ZM206 141V140H205ZM208 141H210V139L208 140ZM215 140L214 139H212V142H214ZM109 142V141H108ZM107 142V143H108ZM115 142H113V145H114V143ZM202 142H203V140H202ZM231 142H233V139H232V141ZM244 142H246V140L244 141ZM33 143V142H32ZM36 143V142H35ZM110 144H112V142L110 141L109 142ZM123 143V144H124ZM221 143V142H220ZM223 143V142H222ZM234 143H235V141H234ZM163 144V145H162ZM184 144V143H183ZM182 144V145H183ZM204 144H205V142H204ZM237 144V143H236ZM236 144H234V145H236ZM251 144V143H250ZM251 144V145H252ZM256 144V145H255ZM44 145H45V143H44ZM102 145V146H101ZM109 145V144H108ZM107 145V146H108ZM170 145V144H169ZM169 145H167V146H169ZM200 145V144H199ZM245 145V144H244ZM167 146H165V147H167ZM249 146V145H248ZM247 146V147H248ZM110 147H111V145H110ZM118 147H120V146H118ZM164 147V148H165ZM176 147V146H175ZM187 147V146H186ZM246 147V146H245ZM251 147V146H250ZM259 147V148H258ZM46 148V149H45ZM60 148V149H59ZM121 148V149H122ZM170 148V147H169ZM235 148H237L236 146H235ZM116 149H118V148H116ZM174 149V148H173ZM178 149V148H177ZM189 149V148H188ZM194 149V148H193ZM234 149V148H233ZM238 149V148H237ZM237 149H235V150H237ZM249 149V148H248ZM251 149H249V150H251ZM46 150V151H45ZM99 150L103 153V154H101L100 152H99ZM109 150H111V148H109ZM168 150H170V149H168ZM183 150V149H182ZM195 150V149H194ZM241 150H243L242 149V147H240V150L239 151H241ZM172 151V150H171ZM189 151V150H188ZM110 152V151H109ZM185 152V151H184ZM199 152V151H198ZM233 152V151H232ZM248 152V155H246V156H250L249 155V153H251V152H249V151H247ZM153 153H155V154H153ZM159 153V154H158ZM240 153H243L242 151L240 152ZM246 152H244L242 155L241 154H239V153H236V154H239V155H241V156H243L244 154H245ZM157 154V155H156ZM168 154V153H167ZM189 154V153H188ZM234 154V153H233ZM263 154V155H262ZM153 155V156H152ZM185 155V154H184ZM195 155H196V153H195ZM197 155H199V154H197ZM255 155H253L254 157V159L253 160H258L259 158H257ZM61 156V155H60ZM167 156V155H166ZM236 156V155H235ZM252 156V155H251ZM53 157V158H52ZM86 157H88V158H86ZM178 157V156H177ZM191 157V156H190ZM189 157V158H190ZM234 157V156H233ZM248 157L246 158L245 156H243L242 158H246L248 161V163L247 164H249V166L247 167L246 166V164H243V166H245V169H246V167H247V172H246V170H244L243 168V166H241L240 168H241V170H242V174H236L237 176L236 177H233V175L231 174V178H233V179H230V178H225V176H223L224 178H225V182L224 183H226L225 185H222L221 186V190L223 189L224 190V192H226V194L223 192V191H221L222 192V194L224 195L225 194V198L220 194V197H222V198H224V200L222 199V198H220V200L221 201H223V202H219V204L221 203V204H223V213L221 212V211H219L218 210V212H216L215 213V215H214V220H216L217 222H216V225L215 224H213L214 223V221H212L211 222V224L212 225H214V227L215 226H220L219 224V222L220 221H222V220H220L221 218L222 219H224L223 220V224L225 225L223 228H221L220 227V230H219V228H214V227H212L213 229L211 230L212 231V233L213 234H215V235H219V234H221L222 232L226 235V237L231 241L229 244L232 246L233 244H234V246H232V248H234V249H232L235 253H240V255H241V257H242V259L244 258V260H245V258L247 257V259H249V257H251V258H253V259H257L258 260V264H264V163L262 164V165H260V160H258V161H253V160H251V157H249V159H248ZM184 158V157H183ZM182 158V159H183ZM257 158V159H256ZM76 159H78V161L76 160ZM158 159V158H157ZM192 159V158H191ZM195 159V158H194ZM243 159V160H244ZM47 160L48 161H50L48 158H47ZM167 160V159H166ZM151 161H153V160H151ZM165 161V160H164ZM253 161V163H254V165L256 166V167H254V168H251L250 166H251V164H253V163H251ZM263 162H264V160H262ZM261 161V162H262ZM143 162H145V164H143ZM177 162V161H176ZM187 162V161H186ZM186 162L184 161V170H183V166L182 167H174L175 165H173V167H168V168H166L165 169V174H182V175H184L185 173H190V171L189 170H191V169H189V166L188 165H186ZM198 162V161H197ZM257 162H259V163H257ZM178 163V162H177ZM241 163V162H240ZM245 163V162H244ZM255 163H257V164H255ZM179 164H181V163H179ZM194 164V163H193ZM238 164V163H237ZM258 164L260 165V166H258ZM86 165H88V167H86ZM144 165V166H143ZM238 165H240V164H238ZM253 165V166H254ZM149 166V165H148ZM164 166H166V165H164ZM195 166V165H194ZM204 166V165H203ZM167 167V166H166ZM191 167V166H190ZM151 168V167H150ZM158 168V167H157ZM163 168H165V167H163ZM145 169V168H144ZM154 169V168H153ZM189 169V170H188ZM196 169V168H195ZM194 169V170H195ZM199 169V168H198ZM129 170V171H130ZM203 170V169H202ZM201 170V171H202ZM189 171V172H188ZM200 171V172H201ZM243 171H244V173H243ZM133 172H131V173H133ZM198 172V171H197ZM115 173H117V172H115ZM119 173V172H118ZM137 173V174H138ZM143 173H145V170H144V172ZM150 173V172H149ZM164 173V172H163ZM196 173V172H195ZM246 173V174H245ZM48 174H50V173H48ZM136 174V173H135ZM152 174V173H151ZM158 174V173H157ZM161 174H162V171H161ZM187 175V174H186ZM185 175V176H186ZM225 175H227V174H225ZM235 175V174H234ZM184 176V177H185ZM187 176H189V175H187ZM186 176V177H187ZM191 176V175H190ZM193 176V175H192ZM199 176V175H198ZM213 176V175H212ZM215 176V175H214ZM217 176V175H216ZM228 176H230V175H228ZM227 177V176H226ZM190 178V177H189ZM192 178H194V176L192 177ZM229 179H230V181H229ZM182 180V179H181ZM186 180V179H185ZM196 180V179H195ZM195 180L193 181V182H195ZM218 180V179H217ZM215 182V181H214ZM218 182H220V184H222L221 182V180L219 179V181ZM185 183V182H184ZM186 184V183H185ZM188 185V184H187ZM197 186V185H196ZM202 186V185H201ZM215 186V185H214ZM225 186V187H224ZM169 187V186H168ZM167 187V188H168ZM193 187V186H192ZM216 187H217V185H216ZM199 188V187H198ZM201 189H202V187H201ZM94 184H93V181H91V182H89L88 184H87V186H86V188H84V190L77 196V197H72V196H66V195H64V192L63 191H60V190H57V192L58 193H56L57 195H58V197H59V199H60V201L62 202L61 204H62V207H60L61 208V212H62V217H58L57 218V220H56V222L54 223V224H56V226H57V230H56V239H54V233H52V232H50V231H48V229L47 230H45V232H43V235L41 236V238L39 239L40 241H38V242H34V243H32L31 245H28V246H25V242L27 241V240H29V237L28 238H26V236H29L30 234H31V232L29 231V230H25V228L24 227H22L23 226V223H21V224H19V223H17V222H14V221H11L10 219H9V217L10 216H5V217H3V218H1L0 219V264H11L12 262V260H11V258L13 257V258H17V256L14 254H12L13 256L11 257V254H10V249H11V247H10V245H12V244H14V242L13 241H15L14 240V238L16 239V241H17V243H18V245H19V249H17L18 247H16V248H14L13 247V249H17V250H19V252H20V256H19V260H18V258L16 259V260H18V264H64V260H65V258H66V256H67V251L70 249V247H71V242H70V238H69V236L66 234V231H67V228L66 229H63L59 224H61V223H64V220H66L69 216H70V214L75 210V207H72V208H69L68 210L66 209V204H67V202H69V201H76L77 203H81V202H85V201H87L92 195H93V193H94ZM188 190V189H187ZM214 190V189H213ZM189 191V190H188ZM199 191V190H198ZM202 191V190H201ZM209 191V190H208ZM191 193V192H190ZM197 193V192H196ZM202 193V192H201ZM208 193V192H207ZM214 193H216V192H214ZM219 193V192H218ZM217 193V194H218ZM203 195V194H202ZM219 196V195H218ZM218 196H217V198H218ZM204 200H206V199H204ZM219 200V199H218ZM207 202V201H206ZM217 202V203H218ZM27 203V202H26ZM98 203V204H97ZM203 203V202H202ZM122 204V202L120 201V198H116V199H114L113 201H112V203H109V202H107V201H105L104 203H102L101 201H99V202H96V204H95V206H94V208H99V207H102V209L100 210V211H98L97 213H96V216H98V217H100V218H104V217H107V216H110V217H113V214H114V211L117 209V208H119L120 207V205ZM218 204V205H219ZM197 205V204H196ZM206 205V204H205ZM210 205V204H209ZM213 205V204H212ZM212 205H210V206H212ZM217 205V206H218ZM21 206V205H20ZM20 206H18V207H20ZM208 206V205H207ZM216 206V209H220V206H218L217 207ZM93 207V206H92ZM197 207V206H196ZM213 207V206H212ZM202 207H200V209H201ZM205 208V207H204ZM208 208H206V210H207ZM209 209H210V207H209ZM211 209H213V208H211ZM210 209V211H212ZM222 209V208H221ZM17 210V209H16ZM19 210H20V212H22V214L20 213V215H23L25 218V221H26V219H31V217H32V212H31V210L29 209V207L28 206H26V205H22L20 208H19ZM206 210H205V212H206ZM36 211V210H35ZM37 212V211H36ZM35 212V213H36ZM204 211L202 210V213H203ZM204 212V213H205ZM207 213V212H206ZM28 214V215H27ZM198 214V213H197ZM210 214H211V212H210ZM222 214V215H221ZM208 215V214H207ZM22 216V217H23ZM195 216H197V215H195ZM199 216V215H198ZM202 216H204V215H202ZM222 216V217H221ZM192 217V216H191ZM205 217V216H204ZM207 217V216H206ZM64 219V220H62V219ZM189 218V217H188ZM193 218V217H192ZM203 221H204V219L203 218H201ZM194 220H197L198 221V219L196 218V219H194ZM25 221H23L24 223H25ZM190 221V220H189ZM193 221V220H192ZM202 221V222H203ZM208 220H206V221H204L205 222V224H206V222H207ZM210 221V220H209ZM188 222V221H187ZM192 223V222H191ZM209 223V222H208ZM185 224V223H184ZM189 224H190V222H189ZM201 224H203V223H201ZM201 224H196V223H194L193 222V226L191 227H189L188 229H190L191 228V232L193 233H196L195 235H196V237H197V239H195V240H197V242L199 241L200 242V240H202V238L206 235V232H208L210 229H209V224L207 225H201ZM63 225V224H62ZM186 225V224H185ZM223 226V225H222ZM210 231V232H211ZM64 233V237L66 238V240H67V245H64L63 243H62V234ZM191 233V234H192ZM26 234V235H25ZM12 235V236H11ZM183 235V236H182ZM211 236V235H210ZM12 237H14V238H12ZM181 237H183L184 239H186V240H189V239H191L192 240V238H191V235L190 234H188V235H186L185 233H181V235H180V238ZM208 237V236H207ZM219 237H221V239H222V236H218V237H216L217 239H219ZM225 237V238H226ZM12 238V239H11ZM182 238V239H183ZM200 239V240H199ZM211 239H213V238H211ZM215 240V239H213V240H215L214 242H216V241H218V240ZM11 240H13L12 242H11ZM205 240V239H204ZM34 241V240H33ZM58 241V242H57ZM194 241V240H193ZM219 241H220V239H219ZM225 241V240H224ZM196 242V243H197ZM198 242V243H199ZM220 242H222V241H220ZM220 242H218V243H220ZM10 243H12V244H10ZM195 243V242H194ZM206 243V242H205ZM208 243V242H207ZM218 243H217V247H218ZM223 243V242H222ZM16 244V243H15ZM14 244V245H15ZM80 244V243H79ZM221 244V243H220ZM219 244V245H220ZM16 246H17V244H16ZM79 246H81V245H79ZM210 246V245H209ZM230 246V247H231ZM214 247V246H213ZM225 247V246H224ZM27 249L28 250V254H24V253H22L23 251H24V249ZM211 248V247H210ZM216 248V247H215ZM220 248H221V245H220ZM217 249V248H216ZM22 250V251H21ZM220 250V249H219ZM215 251V250H214ZM18 252V251H17ZM219 252V251H218ZM224 253V252H223ZM228 255V254H227ZM16 256V257H15ZM12 258V259H13ZM88 260V259H87ZM241 260V259H240ZM243 260V261H244ZM251 260V259H250ZM256 260V261H257ZM243 261H241L242 263L241 264H243ZM247 262V261H246ZM245 261H244V263H246ZM249 262V261H248ZM254 262V261H253ZM13 263H16V262H13ZM255 263V262H254ZM87 264H90V263H88L87 262ZM250 264V263H249Z\"/></svg>", "mask_w": 264, "mask_h": 264}]
</instances>
